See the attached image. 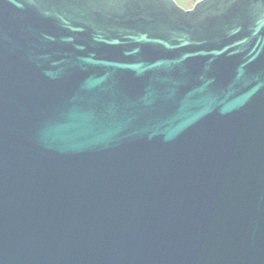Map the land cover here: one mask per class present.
I'll return each instance as SVG.
<instances>
[{
	"label": "water",
	"instance_id": "95a60500",
	"mask_svg": "<svg viewBox=\"0 0 264 264\" xmlns=\"http://www.w3.org/2000/svg\"><path fill=\"white\" fill-rule=\"evenodd\" d=\"M0 264H264V0H0Z\"/></svg>",
	"mask_w": 264,
	"mask_h": 264
},
{
	"label": "rangeland",
	"instance_id": "374dc122",
	"mask_svg": "<svg viewBox=\"0 0 264 264\" xmlns=\"http://www.w3.org/2000/svg\"><path fill=\"white\" fill-rule=\"evenodd\" d=\"M179 6H181L184 9H190L192 8L197 0H175Z\"/></svg>",
	"mask_w": 264,
	"mask_h": 264
}]
</instances>
